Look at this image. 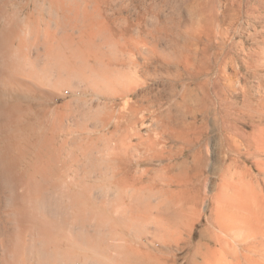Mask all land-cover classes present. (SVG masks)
I'll list each match as a JSON object with an SVG mask.
<instances>
[{"label":"bare ground","instance_id":"1","mask_svg":"<svg viewBox=\"0 0 264 264\" xmlns=\"http://www.w3.org/2000/svg\"><path fill=\"white\" fill-rule=\"evenodd\" d=\"M45 1L51 11L53 24L45 22L44 26H40L36 18L32 19L29 16L27 21L23 22V19L10 14L7 10L8 0H0V264H146L148 261L145 263L140 258V253H138V257L137 252L133 250L134 247L132 248L130 245L129 248V244L127 246L126 242V244L119 242L124 239L123 236L126 232L130 233L134 228L137 230L139 224L141 227V221H138L141 219L139 214L141 212L144 216L146 208L142 206L143 203L139 199L144 185L136 187L132 192L125 194L126 196L123 194L127 199L122 198V195L119 196V199L112 197L116 200H114L117 203H115L116 206H114V202L110 201L112 198L109 200L105 197L106 195L102 197L100 193L101 197H98L92 193L91 188L84 183L83 179L77 180L76 172L70 173L71 165L66 160L60 161V158L65 157L63 155L66 152L67 141L65 138H61L60 143L56 144V122L54 123L52 113L44 112L39 116L40 112H36L33 106L26 101L31 96L34 97L36 92L41 96L51 97L59 88H71L72 76L82 77L84 80L90 79L93 82H96V78L107 80L111 77L113 79L114 76L119 78L121 75L127 76L125 71H121L120 68L127 67L128 64L123 58L117 56L108 57L105 60L106 54L102 51L100 39L104 40L105 38L108 41L107 34L110 33V30L107 27L109 22L105 20V16L102 17L103 9L100 8L98 0ZM188 1L191 2V0L186 2ZM252 1L255 2L250 6L249 3ZM195 3L200 8L201 14L209 13V20L216 24L217 31L224 33V30L220 29L222 19L219 13L222 16L228 15L230 19L229 25L226 27L227 31L234 25H236L235 29L240 31L243 27L240 20L243 19L244 24L251 26L252 31L248 36L254 46L246 51V57L242 61L246 72L242 75L243 78L238 77L239 80H237L242 92L240 98L235 88H233L234 90L231 88L233 90L231 98L224 95L226 88L230 85L229 82L228 85L225 84L226 88L223 83L221 85L220 80L215 79L213 85L204 82H200L199 85L201 95L196 97V101L201 113L206 112L205 104L211 99V90L214 91L216 100L213 101V109L217 120L215 122L218 130L217 136L227 154L224 153L226 154L225 160L222 158L223 162H221V166L219 165L220 168L214 171V173L216 172L214 179H210L212 183L210 197L215 204V215L211 222L213 229L207 236L202 235L205 242L201 240L197 243L187 264H264V0H227L219 8L215 0H197ZM179 8L177 7V10ZM178 12L180 11L178 10ZM201 16L199 15V18ZM171 18L173 19V16ZM200 22L199 20L198 23L200 24ZM208 22L206 20L205 23L208 24ZM193 23L194 21L191 24L193 25ZM152 26L157 25L153 24ZM159 27L161 29V25ZM191 29H193L192 26ZM199 29L198 31H200ZM192 31L195 32V29ZM164 32L166 31L164 30ZM196 32L194 35L199 37L197 34L200 32ZM126 33L128 34V31ZM118 34L120 37L123 36L128 43H132L131 46H136L140 37L138 36L137 39L134 37V40L131 34L125 38V31L120 27ZM120 37L119 39H121ZM143 38L145 39V37ZM124 39L119 42H123ZM139 40L141 41V39ZM138 44L141 43H137V46ZM136 49L138 50V48ZM199 51L204 50L200 49ZM179 52L177 53L179 54ZM214 59L216 60V55ZM227 61L225 56L222 61H219L218 70L222 72L219 75L220 79L226 78L223 69L227 65ZM237 68L240 70V66ZM186 70L188 69L186 68ZM235 73L237 74V72ZM248 78H256V84H251ZM120 84L122 85V83ZM123 90L125 91L127 88ZM192 94L196 96L193 91ZM185 96L187 99V94ZM34 99L39 100L36 97ZM186 99L184 98L185 105H187ZM189 102L191 101L189 100ZM178 104H180L179 100ZM95 107L97 108V106ZM95 112L93 111V114ZM166 129L162 130L165 135L181 142L179 153L173 155L177 156L178 154L182 157L178 164L169 163L166 165L167 170H177L172 173L171 178L167 176L166 180L169 182L176 176L177 179L182 178L185 181L192 182L195 178H198L199 181L205 154L194 141L195 137L192 136V133L197 131V125L183 122L171 124ZM204 144L205 150H207V143ZM82 150L85 152L84 149ZM251 150L260 156L256 161L258 177L240 166L241 164L236 158L229 156L230 152H233L235 156H250L254 153ZM69 154L67 152L65 158ZM155 154H159V152L155 151ZM75 157H72V160L77 161ZM169 157L173 159V156ZM227 160L229 161L227 162ZM126 177L119 176L117 181L124 182ZM142 177V175H138L133 176L132 179L135 182H140ZM130 182H126L124 187L129 186ZM206 183L204 182L205 187ZM117 200L124 203L123 208V203L119 204L120 208ZM198 200L196 198L195 203ZM194 210V207L180 209L177 220L180 224L179 228L189 226ZM136 225L138 226L136 227ZM136 251L138 250L136 249Z\"/></svg>","mask_w":264,"mask_h":264},{"label":"rangeland","instance_id":"2","mask_svg":"<svg viewBox=\"0 0 264 264\" xmlns=\"http://www.w3.org/2000/svg\"><path fill=\"white\" fill-rule=\"evenodd\" d=\"M98 1L100 8L103 9L102 17L105 16V20L109 22L107 27H109V34H111H107L109 36L108 41L105 38L104 40L102 38L100 39L102 51L106 54L105 60H107L106 58L108 57L112 58V56L123 58L128 65L127 67L120 69L121 71H125L127 76L121 75L120 78L114 76L113 79L111 77L107 80L96 78V82H93L90 79L84 80L82 77L77 78L72 76L71 79L73 81L71 88H59L51 97L41 96L38 92H36L34 97L31 96L30 99L28 98L26 101L33 106L36 112H40L39 116L40 114L43 115L44 112L52 113L54 123L56 122V144L60 143L61 138H65L67 141L65 148L66 152L63 156L66 157V153H70L68 155L69 157H62L60 158V161L66 160L71 165V169L69 170L70 173L74 174V172H76L75 174L77 180L83 179L84 183L89 185L91 188L92 193L96 194L98 197L106 195L105 197L109 200L112 197L119 199V196L121 195L122 198L127 199L125 194L132 192L136 187L144 185L140 196L142 201L140 199L139 201L143 203V207L145 206L147 214H145L146 211L142 207H139L145 211V213L142 212L144 216H142L141 212V215L139 214V218L141 219L138 221H141V227L140 224L139 226L136 225V227L138 226L137 230L134 228L130 233L126 232L124 235L127 237L123 236L124 239L119 242H126L127 244H125L127 246L129 244V248L130 245L132 248L134 247L133 250L134 252H137L136 254L138 257V253H140V258H142L145 263L147 261L149 262L146 264H187L193 253L194 247L197 246V243L201 242V240L205 242L202 239V235L207 236L213 229L211 222L213 221L215 215V204L210 197L212 193V190H210L212 184L211 180H213V177L216 175V172L214 173V171L220 168L219 165L221 166V162H223V159L225 160L224 157H226L225 155L227 154L225 147L220 143L217 136L218 130L216 128L217 124L215 123L217 120L215 119L216 114L213 109V101L216 100L215 95L213 94L214 91L211 90L212 101L210 99V101L205 104L207 108L206 112L201 113L198 109L196 101V97L198 98V95H201L199 85L201 84L200 82L213 85L215 80H220L219 82L221 85L223 83L225 88L230 83L228 88L225 90V93L227 94L224 93L226 97L231 98L233 96V88H235L238 92V97H241L242 92L237 80H239L238 77L243 78L242 75L246 72L242 62L243 58L246 57V51H249V49L254 46L248 36L250 31H252L251 26L249 24H244L242 22L244 20L241 19L240 22L243 24V27L240 31L235 29L236 25H234L232 29L228 28L227 31L226 27H228L230 19L228 15L225 14V16H222L219 13L222 23L220 25L221 28H218L223 29L224 33L222 31H217L216 24L210 22L209 20V13L207 14L204 12L203 16V14L200 13L201 11L199 12L200 8H198L195 3L197 0H191V2H186L187 0H181V2H179L180 0ZM215 1L217 2L218 8L223 5L224 2H227V0ZM8 2V12L10 14H14L21 20L23 19V22L27 21L28 17L31 16L30 18H36L38 20L40 26H44L45 22L53 24L51 11L49 10L48 3L45 0H8ZM254 2L255 1L250 2L249 5L252 6ZM177 7H181L178 9L180 12H178ZM175 11L177 12L175 13ZM111 15L112 17H109ZM199 15H202V19L201 17L199 18ZM172 16L173 19L171 18ZM199 20L201 21L200 24L198 23ZM206 20L209 21L208 24L205 23ZM192 21H194L193 25L191 24ZM169 22L170 25H168ZM153 24L158 27L152 26ZM111 25L116 26L112 27ZM160 25L161 29L159 27ZM198 25L199 27H197ZM200 25L202 26L200 27ZM189 26L190 28L188 29ZM191 26L195 29V32H200L197 34L199 37L201 36L200 38L194 35L195 32L192 31L193 29H191ZM119 27L125 31V38L132 34L131 36L135 40V38L137 39V37L140 36L141 38H138L137 43L141 44H138L137 46L136 43V46H131L130 44L132 43L125 41L123 36V38L119 36ZM198 28H200V31H198ZM111 29L116 34L112 32ZM163 29L166 32H164ZM126 31H128V34ZM189 34L191 37L193 36V39ZM119 37L121 39H119ZM143 37H145V39ZM194 38H196L195 41ZM111 39L115 40L111 42ZM123 39L125 41H123L124 45L123 42H121ZM139 39H141V41ZM119 40L121 41L119 42ZM125 44L128 45L126 46ZM195 44L200 46L197 47ZM178 47L179 49H177ZM136 48H138V50ZM200 49L204 51H199ZM192 50L197 52H193ZM177 52H179L182 56H180ZM220 54L223 57L225 56L226 60H228L226 62L227 65L223 69V74L226 78L221 79L219 78V75L222 74V72L221 70H218V68L220 64L219 61H222L223 57ZM215 55L216 60L214 59ZM146 58L150 59L148 60ZM188 64L189 67H187ZM238 66H240V70H238ZM127 68H130V70ZM186 68L188 70H186ZM235 72H237V74ZM248 81L251 84H256V78H248ZM120 83H122V85ZM111 85L114 86L111 87ZM124 87L127 88V90L124 91ZM212 88L213 87L211 86V89ZM190 90H192L193 93H196V96H194ZM186 94L187 99L185 96ZM191 96L194 100H192L193 98ZM35 97L39 98V100L34 99ZM74 97L77 98L75 99ZM184 98L187 100V105L184 104ZM178 100L180 101V104H178ZM189 100L191 102H189ZM95 106H97V108ZM93 111H96L95 114H93ZM177 118L180 119L178 120ZM175 119L177 120L176 123ZM183 122L195 123V126L197 125V131L192 133V136L195 137L194 141L198 146H200L203 154H205V161L199 175L200 182L198 181V178H195L191 182L185 181L182 178L177 179L176 176V179L172 178L169 182L166 180L168 177L171 178L174 171H177L167 170L166 165L169 163L178 164L182 160V157L178 156V154L177 156L173 155L179 153L181 142L176 139H171L172 137L165 135L162 130L166 129L171 124H181ZM44 123L46 124V122ZM61 124L62 126H60ZM204 143H207V150H205ZM85 148L88 150H85ZM82 149H84L85 152H83ZM129 149H131V151H129ZM155 151L159 152V154H155ZM251 151L254 152V150ZM169 156H173V159ZM229 156L231 158H236L241 164L240 166L249 170V172H251L254 176H259L256 161L260 158V156L255 154V152L250 156H235L233 152H230ZM72 157L77 158V161L72 160ZM228 161L229 160H227V162ZM132 175H142L143 177L140 182H135L132 179ZM119 176H127V181L118 182L117 180ZM129 179H131V182ZM126 182H130L129 184L131 186L126 185L124 187ZM204 182L208 183H206V187ZM114 198L110 201L114 202V206H116L117 203ZM196 198L199 199L197 203H195ZM110 201L108 202L110 203ZM117 202L118 206L121 208V205L119 204L123 202L120 203V200H117ZM123 207L124 203L122 205V208ZM186 207H194L195 210L191 215L192 219L189 222V226L186 225L183 228H179L180 224L177 222L178 213L180 209ZM139 210L142 211L141 209ZM136 249L140 252L136 251Z\"/></svg>","mask_w":264,"mask_h":264}]
</instances>
